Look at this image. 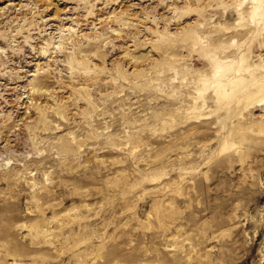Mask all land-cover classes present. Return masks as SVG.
<instances>
[{
  "label": "rangeland",
  "instance_id": "374dc122",
  "mask_svg": "<svg viewBox=\"0 0 264 264\" xmlns=\"http://www.w3.org/2000/svg\"><path fill=\"white\" fill-rule=\"evenodd\" d=\"M0 264H264V0H0Z\"/></svg>",
  "mask_w": 264,
  "mask_h": 264
}]
</instances>
